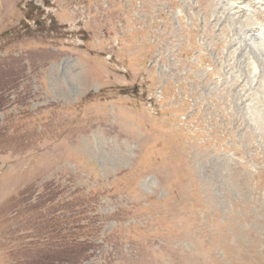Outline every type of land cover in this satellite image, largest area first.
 Returning <instances> with one entry per match:
<instances>
[{"label": "rangeland", "instance_id": "374dc122", "mask_svg": "<svg viewBox=\"0 0 264 264\" xmlns=\"http://www.w3.org/2000/svg\"><path fill=\"white\" fill-rule=\"evenodd\" d=\"M0 264H264V0H0Z\"/></svg>", "mask_w": 264, "mask_h": 264}, {"label": "bare ground", "instance_id": "6f19581e", "mask_svg": "<svg viewBox=\"0 0 264 264\" xmlns=\"http://www.w3.org/2000/svg\"><path fill=\"white\" fill-rule=\"evenodd\" d=\"M262 44V43H261Z\"/></svg>", "mask_w": 264, "mask_h": 264}]
</instances>
